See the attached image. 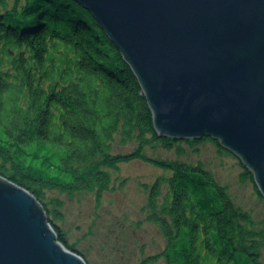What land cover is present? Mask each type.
Segmentation results:
<instances>
[{"label": "trees", "instance_id": "16d2710c", "mask_svg": "<svg viewBox=\"0 0 264 264\" xmlns=\"http://www.w3.org/2000/svg\"><path fill=\"white\" fill-rule=\"evenodd\" d=\"M0 0V177L31 192L38 205L46 190L74 193L111 183L107 169L141 159L146 146L219 141L175 140L157 132L143 86L123 52L95 15L75 0ZM123 126L140 147L113 155ZM227 151V150H225ZM156 162L171 171L151 189L156 206L168 185L165 211L152 219L167 244L142 264H264V231L233 202L227 187L203 164ZM242 180L255 183L245 165ZM261 197L263 195L255 185ZM52 205L59 207L56 200ZM57 218L60 214L55 209ZM58 240L68 249L61 230Z\"/></svg>", "mask_w": 264, "mask_h": 264}, {"label": "water", "instance_id": "95a60500", "mask_svg": "<svg viewBox=\"0 0 264 264\" xmlns=\"http://www.w3.org/2000/svg\"><path fill=\"white\" fill-rule=\"evenodd\" d=\"M132 66L157 132L212 137L264 196V0H75ZM35 196L0 177V264H86Z\"/></svg>", "mask_w": 264, "mask_h": 264}, {"label": "rangeland", "instance_id": "374dc122", "mask_svg": "<svg viewBox=\"0 0 264 264\" xmlns=\"http://www.w3.org/2000/svg\"><path fill=\"white\" fill-rule=\"evenodd\" d=\"M139 147L137 134L127 138L122 126L112 142V154H131ZM153 160L194 166L203 164L222 186L227 187L235 205L250 214L257 230L264 231V196L257 192L256 183L242 180L244 164L236 155L221 150L210 141L198 145L183 142L170 150L161 145H151L144 148L143 158L121 163L117 169L108 168L112 180L100 196L97 190L74 193L44 191L41 202L51 211L49 214L46 212L48 222L61 230L69 246L83 254L81 257L86 264H142L165 249L167 240L152 217L157 214L169 219L164 208L169 194L168 185H161L155 207L150 203V196L158 180L169 178L173 173ZM54 200L61 205L53 206ZM55 209L60 218L54 214ZM148 264H165V260Z\"/></svg>", "mask_w": 264, "mask_h": 264}, {"label": "bare ground", "instance_id": "6f19581e", "mask_svg": "<svg viewBox=\"0 0 264 264\" xmlns=\"http://www.w3.org/2000/svg\"><path fill=\"white\" fill-rule=\"evenodd\" d=\"M108 34V33H107ZM175 140H177V139H175ZM58 239V238H57Z\"/></svg>", "mask_w": 264, "mask_h": 264}]
</instances>
